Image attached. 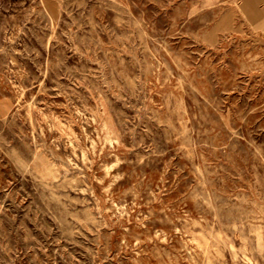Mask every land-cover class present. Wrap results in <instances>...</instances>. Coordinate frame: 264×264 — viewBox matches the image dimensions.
<instances>
[{
  "label": "rangeland",
  "instance_id": "1",
  "mask_svg": "<svg viewBox=\"0 0 264 264\" xmlns=\"http://www.w3.org/2000/svg\"><path fill=\"white\" fill-rule=\"evenodd\" d=\"M0 264H264V0H0Z\"/></svg>",
  "mask_w": 264,
  "mask_h": 264
}]
</instances>
